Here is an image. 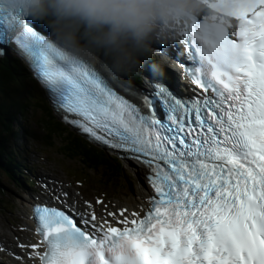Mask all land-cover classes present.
Returning <instances> with one entry per match:
<instances>
[{
	"label": "snow or ice",
	"instance_id": "obj_1",
	"mask_svg": "<svg viewBox=\"0 0 264 264\" xmlns=\"http://www.w3.org/2000/svg\"><path fill=\"white\" fill-rule=\"evenodd\" d=\"M200 27L181 37L191 38L196 66H183L203 94L184 97L151 61V87L123 83L103 59L49 38L43 20L0 0V45L29 61L66 122L143 164L151 189L147 207L100 216L88 201L80 210L56 193L37 197L39 239L17 245V264H264V0H249L210 38Z\"/></svg>",
	"mask_w": 264,
	"mask_h": 264
},
{
	"label": "clouds",
	"instance_id": "obj_2",
	"mask_svg": "<svg viewBox=\"0 0 264 264\" xmlns=\"http://www.w3.org/2000/svg\"><path fill=\"white\" fill-rule=\"evenodd\" d=\"M26 14L47 21L64 39L83 28L98 56L122 70L135 67V48L157 27L181 14L189 0H6ZM2 60V59H1ZM14 126V125H13Z\"/></svg>",
	"mask_w": 264,
	"mask_h": 264
},
{
	"label": "rangeland",
	"instance_id": "obj_3",
	"mask_svg": "<svg viewBox=\"0 0 264 264\" xmlns=\"http://www.w3.org/2000/svg\"><path fill=\"white\" fill-rule=\"evenodd\" d=\"M120 79L122 78L120 77ZM30 84L33 90H35L33 93L37 99L41 100L43 92L37 83L30 81ZM25 104L29 106L34 105V101L29 94L25 97ZM41 117H44L45 121V114L33 108L15 121L17 123L13 126V130L18 133L17 137L7 139L8 151L14 154L13 157L15 159L18 155L20 158H28L29 162L35 160L44 164L48 170L57 175L58 179L66 181L68 186L75 190L78 195H85L88 200L95 201V195L102 196L100 195V188H104V190L111 194V198L107 197V199H110L112 202L121 201L124 204H129L131 203L129 202L130 199L135 200L138 198V192L141 189L140 185L145 181L144 176L142 177L139 171L138 173L134 172L130 168V165L125 163V169L128 174L125 182L127 190L126 188H124L125 190H115L117 185L109 184V181H113L114 179L109 178L103 170L100 169L97 172L85 171L81 167L82 163H79L78 160H71L62 156L60 148L63 142L56 139L53 144L49 143L46 133L41 128ZM21 131H24L25 135H22ZM3 162L4 159L2 160V164ZM23 163L25 164L27 161H23ZM41 172L52 176L47 170L42 169ZM71 176H76L78 181H81L79 177H86L88 181L81 188L79 183H76L78 181H74ZM70 182H74V184L70 185ZM97 187L98 189H96ZM94 188L96 190H93ZM112 189L118 192L114 193ZM97 190L99 191L94 193ZM28 197V195L21 192L20 182H14L10 175L6 173L4 164H0V207H2L0 208V237L6 236L8 239L12 238L10 237V233L13 231L17 232L24 225L23 212H25V209L29 205ZM33 197H36V195H33ZM125 201L128 203H125Z\"/></svg>",
	"mask_w": 264,
	"mask_h": 264
},
{
	"label": "trees",
	"instance_id": "obj_4",
	"mask_svg": "<svg viewBox=\"0 0 264 264\" xmlns=\"http://www.w3.org/2000/svg\"><path fill=\"white\" fill-rule=\"evenodd\" d=\"M45 22L49 28L54 29L50 23ZM73 40L87 47L89 50L91 49L96 53L101 52L95 45L92 35L83 28L76 32ZM110 65L120 70L114 64L110 63ZM121 71L129 77H135L124 70ZM131 71L135 72L136 68L133 67ZM30 81L35 82L21 63L9 58L0 60V164L3 165L4 163L13 162V158L8 151L7 139L9 140V138L18 134L13 130L14 122L21 116L23 117L27 111L35 108L45 114V121L44 117L40 118L41 128L46 133L49 143L53 144L56 139L63 142L60 148L62 156L71 160H78L79 163H82L81 167L85 171L97 172L100 169L103 170L109 178L114 179L113 181H109V184L117 185L115 190H125V182L128 174L122 162L93 146L79 134L73 133L61 123L54 116L44 94L41 100L37 99L33 93L35 90L31 87ZM27 94L34 101L33 106L25 104ZM3 159L4 163L2 164ZM115 190L112 189V192H118Z\"/></svg>",
	"mask_w": 264,
	"mask_h": 264
},
{
	"label": "bare ground",
	"instance_id": "obj_5",
	"mask_svg": "<svg viewBox=\"0 0 264 264\" xmlns=\"http://www.w3.org/2000/svg\"><path fill=\"white\" fill-rule=\"evenodd\" d=\"M4 163V162H3ZM6 165L5 166H8L7 163H5ZM130 165V168L133 169L134 172L138 173V171L140 172V174H142V177L144 178V183L140 185L141 189L140 191L138 192V198H136L135 200H132L131 203L129 204H122L121 205H118L117 203L113 202L112 204H109V209L110 211H114V212H117L118 214V209L120 207H123V206H127L130 210H138V209H134L132 206L134 204H141L143 203L145 207H147L146 205V196L148 193L151 192V189L149 188L148 184H147V180H146V174H147V169L144 168L143 166H141L138 162L136 161H133V163L129 164ZM103 167V166H102ZM58 185L54 188L55 190L58 189V186L60 185H63V182L61 180H58ZM65 191H68L69 194V197H72L74 199V201H78L80 204H84V201L81 196H79L77 194V192L75 190H73L71 187L67 186L64 188ZM84 191V190H83ZM90 203H92L93 205V208L95 209L96 213L98 216L100 215H105L103 214V212H100L99 210L96 209V207L94 206L93 202L90 201ZM85 205V204H84ZM86 206V205H85ZM2 208V207H0ZM31 215V212L30 210L28 209H25V212H23V217H24V228H22L23 230H17L16 231H13L10 233V237L12 238H9L6 237V236H3V237H0V242L2 245L6 246V247H10V249L12 248L14 251L15 249H20L19 247H17L18 244H30V243H34V242H37L38 241V237L34 235V232L32 230V225H31V220L29 219ZM107 219L111 220V217H107ZM116 226H119V225H116ZM6 231V230H5ZM18 233V234H17ZM34 236V238H33ZM31 251V249H29ZM16 252V251H15ZM34 264H38V259L33 261ZM26 264L28 262H25Z\"/></svg>",
	"mask_w": 264,
	"mask_h": 264
}]
</instances>
